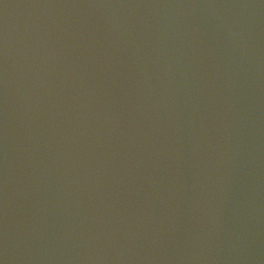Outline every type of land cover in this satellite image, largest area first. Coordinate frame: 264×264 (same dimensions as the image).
I'll list each match as a JSON object with an SVG mask.
<instances>
[{
  "label": "water",
  "instance_id": "95a60500",
  "mask_svg": "<svg viewBox=\"0 0 264 264\" xmlns=\"http://www.w3.org/2000/svg\"><path fill=\"white\" fill-rule=\"evenodd\" d=\"M0 264H264V0H0Z\"/></svg>",
  "mask_w": 264,
  "mask_h": 264
}]
</instances>
